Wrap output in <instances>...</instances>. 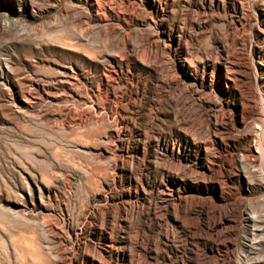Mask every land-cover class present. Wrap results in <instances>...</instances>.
Segmentation results:
<instances>
[{
    "label": "rangeland",
    "instance_id": "obj_1",
    "mask_svg": "<svg viewBox=\"0 0 264 264\" xmlns=\"http://www.w3.org/2000/svg\"><path fill=\"white\" fill-rule=\"evenodd\" d=\"M0 264H264V0H0Z\"/></svg>",
    "mask_w": 264,
    "mask_h": 264
}]
</instances>
